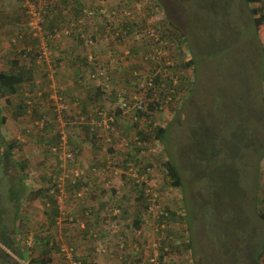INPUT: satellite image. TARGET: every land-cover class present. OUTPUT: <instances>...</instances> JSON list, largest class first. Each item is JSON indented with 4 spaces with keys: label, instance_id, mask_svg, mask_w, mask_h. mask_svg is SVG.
I'll return each instance as SVG.
<instances>
[{
    "label": "rangeland",
    "instance_id": "rangeland-1",
    "mask_svg": "<svg viewBox=\"0 0 264 264\" xmlns=\"http://www.w3.org/2000/svg\"><path fill=\"white\" fill-rule=\"evenodd\" d=\"M62 1L43 2V31L37 39H31L22 0H0V14L3 13L5 17L10 10V16L17 17L18 14L22 19L19 22L9 21L5 37L12 50L11 54L3 53V56L8 57L7 62L16 57L26 60L29 65L30 61L33 65L39 63L40 68L34 66L40 73L34 89L38 95L40 92L44 96L47 93L48 102L36 104L29 111H44L50 114L46 119L56 123V127L45 136V140L55 143L50 148L58 144L60 131L65 130L69 134V146L76 154L73 165L83 167L87 174L86 182L90 185L92 180L95 185L91 186L90 193L83 199L75 195L77 188L65 190L58 198L57 192L46 190L51 186L48 178L56 175L60 166L65 164L59 156L56 159L53 157V160H43L40 152L45 147L38 143L45 124L34 120L39 124L32 122L33 125H30L33 130L28 132L33 131L32 140L37 141L35 145L28 143L31 140L28 139L29 133L18 134L22 137L18 138L12 128L3 131L9 140L18 138L23 143L22 151L17 150L15 158L23 160L26 165L27 178L25 174L23 177L26 184L31 186L29 198L24 200L21 208L22 215L27 218L29 236L24 232L21 237L28 240L29 245L32 241L30 237L41 232L58 246L69 243L77 247L82 264H103V254H113V258L107 257L121 261L127 260V251L139 253L134 258L129 253L132 259L127 264H131L135 259L147 258L148 251L151 250L152 254L156 248L166 257L167 264H258L256 257L264 242V220L260 216L264 212V56L253 9L264 14V0L256 4L247 0H162L168 5L174 23L181 27L174 29L167 21L166 27H163L166 32L160 29L158 32L151 27L153 24L143 29V25L136 23V40L138 36L142 39L141 35L142 40H149V30H154L160 39H164L163 35L168 33L170 37L175 35L177 42L185 38L184 43L188 41L190 47L181 43L183 49L179 45L171 47V50L164 51L160 59H153L152 56L145 59V55L152 52H145L150 49L147 45L138 57L130 55L127 48L136 42L134 37L128 35L121 39L120 34L115 33L114 28L125 17L133 21L142 17L140 4L127 10L130 14L126 15L127 12L120 5L123 0L116 3L115 0H65L66 4ZM92 2L103 8L102 17L88 12L85 22H79L72 29L64 25L62 28L67 27L68 30L64 33L63 30L59 31L57 37L44 27L53 20L52 7L57 6L54 11L63 16V24L69 25L79 3L88 11ZM162 15L164 17L166 14ZM159 20L158 14L155 21ZM109 23L113 28L110 26L105 30L101 27ZM174 30L177 34H174ZM94 34L103 35V41L91 44L93 37L90 36ZM80 39H83V44ZM102 44L104 46L99 48ZM137 44L140 47L142 41ZM38 51L43 57L39 56L37 63ZM83 59L89 62L87 66ZM63 60L65 64H61ZM191 60L194 64L187 65ZM123 61L129 62L128 68L120 69L117 78L114 63L123 66ZM132 67L138 69L137 74L135 70L132 73ZM150 70L156 77L166 79L168 86L164 87L162 95L161 89L159 91L161 100L165 101L163 106L160 104L147 119L139 122L140 128L152 137L155 136L156 126L167 128L163 141L145 142L155 153L151 167L146 164L147 159L149 163L150 153H139L133 144L131 152L137 159L136 163L131 164L130 159L128 162L126 158L127 149L103 143L95 127H84L86 119H81L84 117V106L90 112L89 116L95 117L96 113L93 112L100 107L114 112L121 95L130 101L136 84ZM102 71L109 74V78L101 75L99 78L93 77V74ZM43 78H48L47 85ZM29 89L31 86L25 90L26 95ZM50 95L55 99H50ZM62 106L64 108L60 109ZM55 114L61 117V122L53 119ZM129 116L133 119L134 109ZM125 119L129 120V117ZM122 124V130L126 127L125 136L140 141L136 128L129 127V123ZM113 158L115 168L108 172L112 176L98 177V168L103 169L104 161L107 163ZM168 159L179 170L182 178L180 187H174L166 174L164 162ZM121 160L127 166H118ZM68 167V170H72L71 163ZM131 168L146 178V188L149 189L146 196L149 199L157 197V209L155 205L149 209L152 202L146 199L139 205L140 211L144 209L145 213L142 229L134 225V218L140 214L128 212L131 202L126 203L131 197L137 201L136 194L123 199L121 194L113 192L114 189H123L125 193L131 190ZM11 174L17 173L13 170ZM103 184L106 185L103 187ZM95 187L99 191L92 193ZM40 189H44L49 196L56 195L59 212H55L46 196L36 193ZM102 190L113 192L108 203L112 207L107 209L106 204L99 211H87L93 207V200L98 199L97 195L100 196ZM69 207L74 209L70 212L72 214ZM92 216H97L95 229H88L87 235L80 232L79 229L86 231ZM69 217L75 218V221L71 222ZM60 219L62 223H59ZM101 234L107 236L112 248L102 245L100 252H96L95 247L90 248L92 255H102H96L99 258L92 262L82 260V253L88 247L95 246L92 243H96ZM115 240L117 243L113 245ZM188 244L189 247H185ZM172 245L178 248L171 249ZM47 264H65L60 250L54 251L52 260Z\"/></svg>",
    "mask_w": 264,
    "mask_h": 264
},
{
    "label": "trees",
    "instance_id": "trees-1",
    "mask_svg": "<svg viewBox=\"0 0 264 264\" xmlns=\"http://www.w3.org/2000/svg\"><path fill=\"white\" fill-rule=\"evenodd\" d=\"M105 1H108V0H104V2ZM62 2H65L66 4L65 0H63ZM247 2L256 4V3L262 2V0H247ZM79 4L81 7L79 6L78 9L76 10V15L70 18L71 22H69V25H72V26H69L66 23L63 24L65 22L63 20L64 19L63 16H61L58 12L54 11V9H57V6H56V7L51 8L53 9V12L51 13V17H53V20L49 21L48 25L45 24L44 27L49 28L50 33H54L56 29H61L64 25L72 29V28H75V25H77L80 21L85 22L86 21L85 18L87 17L88 12H93L94 14L100 17L103 16V12H102L103 8L99 6H95V2H92V4H90L88 11L84 10L85 8L83 9L82 3H79ZM139 4H140V9L142 10L141 18H138V20L133 21L125 17V19L122 22H120L116 28H114L115 33H119L121 39H123L125 36L131 35L134 37V40H136L135 38L136 30L134 29L135 28L134 26L136 25V23L143 25V29H146L149 26H151L150 24H153V26L151 27L155 28L156 31L158 32H160V30H163V32H166L163 27H166L165 24L167 23V21L171 23L174 29H179L181 27L178 23L176 24L174 23V18L171 17V13L169 15V10L167 9L168 5L162 0H131V1L123 0V3L120 5L123 7V10L127 12V14L126 12H124L123 15L125 14L129 15L128 14L129 12L127 10H130L133 6H138ZM114 9L116 11L118 10V8H114ZM62 12L65 15V12L64 11ZM162 13L163 14L165 13L167 16L164 15L163 17ZM253 13L255 16V25L257 29H259L258 30L259 42L262 46L261 49H262L263 56H264V14L259 13V11L256 9H253ZM158 14L160 16V20L155 21V17L158 16ZM61 20L63 21L61 22ZM110 26H111L110 23L106 24V26L101 25V27L105 30L107 29V27H110ZM174 34H177V32H175ZM81 35L82 34H79V36ZM169 35H170L169 33L166 34V36L163 35L164 39H162L163 41L167 42V50H171L170 49L171 47L176 48L177 45H179L181 49H183V46L181 43H183V45L186 44V46L188 45L187 48L190 47V44L188 43V41L184 43L185 38L183 40L180 38L179 39L180 42H177L178 39L176 38L175 35L174 37H170ZM30 36H31V39H37L36 37H33L31 33H30ZM91 37H93V40H94L92 44H95V42H98V41H103V35L94 34ZM141 37L143 39V35H141ZM142 39H140V36H138V39L136 40V42L134 44L129 45L127 49L130 50V55H135L136 57H138L140 51L142 49L145 50V45H147V47H150L149 51L155 45L154 40L150 41L147 39L145 40H142ZM138 41H142V45H140V47H138V44H137ZM80 42L81 44H83V39H80ZM145 52L147 53V49L145 50ZM36 55H37L36 62L38 63V57L40 55V51H38ZM17 59L18 58L13 57L11 63L13 64L14 67L19 68V64H18L19 60L17 61ZM83 61H86V66L89 64V62H87V59L86 60L83 59ZM11 63H10V66H12ZM186 64L189 66H192L194 62L193 60H191ZM35 66L40 67L39 63L35 64ZM134 70L137 71L138 69L136 68L133 69L132 67V73ZM33 72H37V71H33ZM25 74L28 76V78H25ZM47 75L49 76V73H47ZM34 79L35 78L32 76V71L26 68H20L18 69V71H9V72L0 71V264H21V262H29V264H47L48 262H50V260H52V254L54 253V251L55 250L59 251V246L56 243H52V239L44 235V233L39 232L40 234L32 235L30 237L32 241L29 242V245L27 243L28 240L25 241L22 238L24 232H26L27 236H29L28 234L29 225L27 224V221H26L27 218L22 215L21 208L23 206L24 200L29 198L28 194L31 193L30 192L31 186L29 187L30 184H26L25 182V178H27L26 165L24 164L23 160L19 161V160H16L15 158L16 151L17 150L22 151L23 143L17 140H9L3 132L7 129L5 127L9 123V121H14V123H16L22 120V118H27V116H31V114H32L33 122H35L34 120L45 121V127H43L44 129L42 130V133L40 136L41 140L39 142L41 146L45 147L44 149H42L41 155H42V158H44L43 160H47V161L51 159L53 160L54 155L51 152L50 146L53 145L54 141L47 140V139L45 140L46 138L45 136L49 135V132L54 127H56V123L49 122L48 119L46 118L50 114L44 111L40 112L38 109L33 110L32 111L33 113H30L29 111L36 104L41 105L42 102H48L46 100V97L48 95L47 93L45 94V96H44V93H43V96H39L38 93L35 91L34 88L37 86L38 82H37V79L35 80ZM154 79H155V84H156L155 88L158 90L160 88L161 95H162V91L164 90V87L165 88L168 87L166 84L167 80L164 78H159V77H156ZM26 80H29V81L33 80L30 82V85H29L31 86V89H29V94L26 95L25 94L26 91H25L23 93V97H24L23 102L22 103L20 102L17 105H15V103H13V96L19 92V84L23 83ZM43 81L45 85L49 83L48 78H43ZM182 82L184 83V81ZM154 91L155 89L151 90L150 92V96L154 100L153 102H150V105H149V108L151 111L155 110L156 108L158 109V106L160 104L161 106H163V103L165 102L164 99L161 100L162 97L160 100L157 99L156 97L157 93ZM175 93L176 91L173 92V94ZM176 96L177 95L175 94L174 95L175 99H176ZM29 100L32 101L31 105H29L28 103ZM49 106H50V109L54 110L52 105H49ZM121 111L122 110L118 109L117 111L118 114H120ZM82 113L84 116H86V118H88L90 112L87 110V107L84 106ZM139 115L140 117H142L143 115H146L147 117L150 116V114H146L144 112H140ZM53 119L54 120L58 119L57 114L54 115ZM86 123L84 124V127H88V129L90 128V126L95 127L96 131L98 132L96 126L91 125L89 123L86 124ZM122 126H123L122 123L116 124V129L119 132L120 139L125 136L124 132L126 131L125 126H124V130L121 129ZM136 127L140 135V141H143V142L154 141V140L163 141L165 138L166 130H167L166 127L158 125L154 128L155 136L152 137L150 134L142 130V128H139L138 123ZM54 139H56L57 141V137H55ZM135 148L137 151L139 150V153L147 152L148 150L151 149L149 148V146H147V144L146 146H143V147L136 146ZM110 149L111 151H113L112 148ZM132 149L133 148H131V150ZM131 150L126 152L127 154L126 158H127V161L129 158L130 163L134 164L136 163L137 157L132 154ZM150 155L151 156L149 158V163L147 159L146 164L151 167V163H152L151 159L155 155V153L151 152ZM106 164H107L106 161H104L103 165L105 166ZM125 165L126 164L124 160H121V164H119V166H125ZM164 166L166 168V174L171 180V184L174 187H180L182 185V178L180 177L179 170L176 167V165L171 161V159H168L164 162ZM13 170L17 174H11ZM23 174H25V178L23 177ZM48 179H50V182H52L51 177H49ZM130 183H131L130 185H131L132 191H134V193L136 194L135 198L137 199V203L139 205L143 202L142 200L144 199L148 200L145 194L146 193L145 192L146 183L141 185L137 183L135 180H131ZM82 185L83 184H80L76 188L80 189ZM85 185H89V183L88 182L84 183L83 187ZM44 189L37 190L36 193L46 196L47 200L51 201L48 203H51L53 205L55 212L56 213L59 212L58 209H60V207L57 204V201H56L57 198L55 199L56 195L52 194L51 196H49L47 193H45ZM52 189L53 188L50 186L46 190L49 192ZM116 191H117L116 189L113 190L114 194H116ZM112 193L106 192V190H102L100 196L97 195L98 198H101V202L103 203V206H105L106 204L110 202L111 200L110 197ZM97 196L95 195L94 197H97ZM110 207H112L111 203L107 205V209H109ZM121 208L124 210L122 206ZM260 216L264 220V212H261ZM139 222L140 221H137V220H135L134 222L136 223L134 225L136 226L137 229L141 228ZM164 244H166V242H164ZM3 246L6 248H2ZM186 246L189 247V244L185 245V247ZM172 248L176 249L178 247L172 245L171 249ZM162 250H164L163 247H162ZM176 251L178 254H180V252H178L179 249H177ZM37 254L39 255L34 258L33 256ZM151 255H153V253ZM256 261L258 262V264H264V242L261 245L260 250L257 254ZM135 262H137V260H134L131 264H134Z\"/></svg>",
    "mask_w": 264,
    "mask_h": 264
},
{
    "label": "built area",
    "instance_id": "built-area-1",
    "mask_svg": "<svg viewBox=\"0 0 264 264\" xmlns=\"http://www.w3.org/2000/svg\"><path fill=\"white\" fill-rule=\"evenodd\" d=\"M47 0H22L23 2V7L27 16V24L29 27V31L32 34L33 37L39 36L40 33L43 31V18H44V13H45V7L42 6L43 2H46ZM91 15H93V12H90ZM89 14V16H90ZM130 14V13H128ZM82 21H80L81 23ZM63 30V33L68 30L67 27H64L62 29H56L55 32L53 33L54 36H58L59 31ZM149 40L155 41V45L151 48V50L147 53H151L148 55H145V59H149L150 56H152L153 59H160L163 54H165L164 51L167 50V43L163 41L162 39L159 38L158 35L154 33V30H149ZM91 37V36H90ZM93 38H91L90 43H93ZM45 49H47L45 47ZM41 53V51H40ZM46 54V51H44V55ZM40 56V55H39ZM41 58L43 57L42 55L40 56ZM169 65L170 62H167ZM153 70H150L149 73H145L144 79H140V81L136 84L135 91L133 95L131 96V100L128 101L125 98H122V95L120 96V101L118 102V106L115 108L114 112H109L107 111L104 107L98 108L95 112L96 116L95 117H90L86 118V116L82 117V121L85 120V123H89L91 125H94L97 127L98 130V136L101 138V141L103 143H106L107 145H111L114 147L121 146L123 149H127L128 151L131 150L132 147L139 146L143 147L146 146V143L143 141H138V140H132L130 137H122L120 139V135L118 130L116 129V124H121L129 123V127H136V123L139 124V122H142L143 119H147L148 117L146 115H143L140 117L139 113L144 112L146 114H150L152 111L149 108L150 102H153V98L150 96L151 90L155 89L154 92H156V97L157 99H161L159 90L156 89V84H155V79L156 75L152 73ZM159 71V70H158ZM108 73V72H107ZM53 74V73H52ZM137 74V72L135 73ZM99 75L103 76L104 78H109V74H105V72H101L98 74H93L94 78H99ZM100 76V77H101ZM39 96H43V93H39ZM50 99H55L53 95L49 96ZM156 99V100H157ZM29 105L32 104V101H28ZM57 106V104H55ZM64 106H62L60 109H63ZM118 109L122 110L120 114H118ZM134 109V116L133 119L131 116H129V112L133 111ZM62 111V110H61ZM92 115V114H91ZM129 117L128 119H125ZM60 120L61 117H58ZM131 119V120H130ZM62 120H60L61 122ZM45 124V121L42 120L40 122L41 125ZM86 123V124H87ZM35 124H39V122H35ZM140 128V126H139ZM138 130V129H137ZM143 130V129H142ZM140 139V138H139ZM131 142H134L131 144ZM137 143L139 145H137ZM70 140H69V134L65 132V130L60 131L59 133V141L58 144L52 146L51 152L54 155V158L56 159L57 156H59L60 160H63L65 165L62 167L60 166L59 172L56 175H52L51 179V187L53 188L52 190L54 192H57V196H59L63 193H65V190L68 191L69 188H74L78 187L80 184L86 183V173L83 167L80 166H75L73 165V162H75L76 154L71 151V147L69 146ZM134 144V145H133ZM151 149L147 151V153H151ZM146 153V152H145ZM115 160L116 157H115ZM115 160L114 158L109 160L105 166H103V169L98 168V177L101 178H107L108 175L112 176L108 172H112L113 169L115 168ZM72 164V170L70 167H68V164ZM119 166V164H118ZM95 169V168H94ZM130 175L133 177L131 178L132 180H135L139 184H144L146 182V178L144 176H140L138 172L136 173L133 168L130 170ZM117 177V176H116ZM110 184V183H109ZM80 187L75 192V195L77 194V197L79 199H83L86 195H88L91 191V186L95 185L92 180L90 182V185H85L84 187ZM106 184H103V187ZM99 190L95 187L92 190V193H97ZM149 189L145 188V192L148 193ZM149 201L152 202L151 205H149V209L152 208L156 202H157V197L150 198L147 197ZM60 203V202H59ZM155 208L157 209V206L155 205ZM161 216V215H160ZM159 216V217H160ZM65 218H63L62 221H64ZM69 220L71 222L75 221V218L69 217ZM59 223L61 222V219L59 220ZM161 225V224H159ZM164 227V225H163ZM53 243V242H52ZM69 244V243H68ZM60 244L59 245V250L60 253L64 257V262L65 264H82V261L80 260L79 254H78V249L77 247L71 245V244ZM158 247V246H157ZM134 264H167V259L165 256H162L159 252V249L156 248L153 251V255L148 256L147 258H142L140 260H137Z\"/></svg>",
    "mask_w": 264,
    "mask_h": 264
},
{
    "label": "crops",
    "instance_id": "crops-1",
    "mask_svg": "<svg viewBox=\"0 0 264 264\" xmlns=\"http://www.w3.org/2000/svg\"><path fill=\"white\" fill-rule=\"evenodd\" d=\"M116 2H118L117 0H115V2L114 3H116ZM20 3V2H19ZM119 3H121V2H119ZM9 13H11V11L9 10V11H7L6 12V15H5V17L3 16V13L2 14H0V61H2L3 63H1L0 62V64H1V68H0V71H18V69H20V68H26V69H28V70H31L32 71V76L35 78V79H39V76H40V73H38V72H33V71H37L38 69H36L35 67H37V66H35V65H33V64H31L32 62L30 61V65H29V63H27L26 62V60H22L21 58H19V59H17V61L19 60V62H18V64H19V68L18 67H14L13 66V64L11 63V61L12 60H10V61H8L7 62V58L8 57H4L3 56V53H5L6 55H9V54H11V46L8 44V40H7V38L5 37V35H7V29L9 28V21L12 19V22H19V21H21L22 19L20 18V16L17 14V17H14V16H10V14ZM24 16V15H23ZM11 22V21H10ZM23 26L25 27V23H24V21H23ZM10 46V47H9ZM102 46H104V45H101L99 48H101ZM98 50V49H97ZM107 50H108V48H107ZM97 55H99L100 56V54H98V52H97ZM98 56V57H99ZM2 57H4V58H2ZM100 58V57H99ZM123 60H125V58H123ZM83 61V60H82ZM83 62H85V61H83ZM126 62H127V64H126ZM126 62H122L121 64L123 65V66H120L119 64L117 65V62H115L114 63V67H116L115 69H116V72H115V75H116V77L118 78V76H117V72L120 70V69H123V70H126L127 68H128V65H129V62L128 61H126ZM10 63L12 64V66H10ZM61 64H65V61L63 60V61H61ZM35 66V67H34ZM38 68H40L39 66H38ZM53 70V69H52ZM25 78H28V76L25 74ZM34 79V80H35ZM31 81H33V80H31ZM31 81H29V80H26V81H24L23 83H21V84H19V92L17 93V94H15L14 96H13V103H15V105H17L18 103H22L23 102V100H24V97H23V93H24V91L28 88V86L30 85V82ZM101 88H99V90H100ZM21 92V93H20ZM28 117H30V116H27V118H22V120H20L19 122H16V123H14V121H9V123L6 125V128L7 129H14L15 130V136H18V134H22L23 132H26V134L27 133H29L28 131H30V130H33L31 127H30V125H33V120L32 121H30V118H28ZM21 136H18V138H20ZM32 137H34V135H33V131L32 132H30L29 133V135H28V139L30 138L31 140L28 142L29 144H31V145H35V143H37V141L35 142V140H32ZM18 138H16V140L17 141H19V139ZM22 138V137H21ZM24 139V138H23ZM38 144H40V143H38ZM40 154H41V152H40ZM39 155V154H38ZM42 156V155H41ZM116 194H121L122 196V198L124 199V198H126V199H128L127 197H130V196H133L134 195V191H132V188H131V190L130 191H127L126 193L125 192H123V189H119V191H116ZM129 201V200H128ZM131 202V203H130ZM127 203V205L130 203V205H131V208H129V211L128 212H131V213H134L135 215L136 214H140L138 217H135L134 218V222H135V220H137V221H140L139 223H140V226H141V228L140 229H142L143 228V220H144V216H143V213H144V209L142 210V211H140V206H139V204L137 203V201L133 198V197H131V200L129 201V202H126ZM101 206H103V203L101 202V199L100 198H98V199H95V200H93V207H89L88 208V210L87 211H99V209L101 208ZM125 206V205H124ZM73 212L74 211V209L73 208H71V207H69V213L70 212ZM104 210H101V212H103ZM124 211H125V209H124ZM70 214H72V213H70ZM145 214V213H144ZM83 217H85V213L83 214ZM97 219V216H92V219L88 222V225H87V229H86V231L85 230H81V229H79V231L80 232H84L86 235H87V232H88V229H95L94 228V226H97V223H96V220ZM134 224H136V223H134ZM86 237V236H85ZM73 239H76V240H82V239H78V238H75V237H72ZM80 238V237H79ZM109 238H111V236L109 237ZM117 243V240H115V242H113L112 244L113 245H115ZM92 244H95V246H92V247H88V249H87V251H85V253H82V257H81V259L83 260H88V262H92V260H97V258H99V257H96V255H102V254H100V253H94L93 255H92V250L90 251V248H94L95 247V250H96V252H100L101 251V248H100V246H106V245H108V247L110 248V246H111V243H110V241L108 240V238H107V236H105L104 234H101V235H99L98 236V239L96 240V243H92ZM111 248H112V246H111ZM145 249H146V247H145ZM111 250V249H110ZM111 253V252H110ZM129 253H131L130 251H127V260L126 259H122L121 261H115L114 259H112L113 257V254H110V255H108V254H103L104 256H102V257H104V258H102V262H103V264H106V263H116V264H127V261L129 262V260H131L132 258H134V257H136V255L137 254H139V253H137V254H133V253H131V257L129 256ZM151 254V250H149L148 251V256ZM107 256H110V257H112V258H110V257H107ZM106 257V258H105ZM115 257V256H114ZM111 260V261H110ZM110 261V262H109Z\"/></svg>",
    "mask_w": 264,
    "mask_h": 264
},
{
    "label": "clouds",
    "instance_id": "clouds-1",
    "mask_svg": "<svg viewBox=\"0 0 264 264\" xmlns=\"http://www.w3.org/2000/svg\"><path fill=\"white\" fill-rule=\"evenodd\" d=\"M150 256V255H149ZM142 259V258H141ZM135 260H140L139 258L138 259H135Z\"/></svg>",
    "mask_w": 264,
    "mask_h": 264
}]
</instances>
